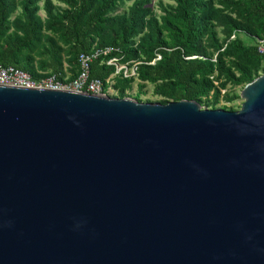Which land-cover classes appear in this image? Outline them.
<instances>
[{"label":"water","instance_id":"obj_1","mask_svg":"<svg viewBox=\"0 0 264 264\" xmlns=\"http://www.w3.org/2000/svg\"><path fill=\"white\" fill-rule=\"evenodd\" d=\"M239 96L0 84V264H264V72Z\"/></svg>","mask_w":264,"mask_h":264},{"label":"trees","instance_id":"obj_2","mask_svg":"<svg viewBox=\"0 0 264 264\" xmlns=\"http://www.w3.org/2000/svg\"><path fill=\"white\" fill-rule=\"evenodd\" d=\"M57 1L0 0L1 65L68 83L78 75L80 53L110 48L90 63L89 78L101 80L103 92L116 69L107 61L116 58L136 67L135 76L111 77L117 97L127 96L136 79L139 92L152 84L161 103L195 100L207 108L239 97L222 93L227 85L244 86L264 72V52L254 44L264 34V0L159 1V13L153 0ZM135 99L141 101L138 94Z\"/></svg>","mask_w":264,"mask_h":264},{"label":"built area","instance_id":"obj_3","mask_svg":"<svg viewBox=\"0 0 264 264\" xmlns=\"http://www.w3.org/2000/svg\"><path fill=\"white\" fill-rule=\"evenodd\" d=\"M254 44L257 48V51L259 53H263L264 34L261 38H257ZM109 51L110 48H105L103 50L97 49L90 53H80L77 56V63L79 68L78 75L68 83L60 82L57 75L55 74L42 77L39 80H35L27 72L22 71L21 69H18L12 65L0 64V84L27 87L66 88L77 91H87L90 93H100L103 92L104 83L97 78H89L90 63L92 59L95 58L98 54H105ZM107 63L115 65L116 69L114 74L122 72L124 76L135 75L136 67L134 65L131 67H127L126 64H119L116 58L109 59ZM113 75L105 80V83L108 84V86L104 93H108L109 89L111 88V77ZM221 92L223 93L224 90H221Z\"/></svg>","mask_w":264,"mask_h":264},{"label":"rangeland","instance_id":"obj_4","mask_svg":"<svg viewBox=\"0 0 264 264\" xmlns=\"http://www.w3.org/2000/svg\"><path fill=\"white\" fill-rule=\"evenodd\" d=\"M53 3L55 4H59V2L57 0H52ZM159 1L163 2V3H171V0H153L152 2V6L153 9L156 13H159L160 9H159ZM42 2H40L41 4ZM131 3V1H127L124 3V5H121L118 9V12L123 11L124 9L127 8V6ZM16 13V12H15ZM14 13V14H15ZM39 15L41 17H44V11L42 10V8L39 9ZM13 14V15H14ZM13 17V16H12ZM242 39L245 41V43L247 44H252L254 41L251 37L245 36V35H241ZM64 66H66V62H64ZM135 76V75H133ZM113 83V81H112ZM138 80H134L131 84L130 88L125 89V93L127 94V97H132L135 98L136 94L139 95V99L141 101H159L161 98L158 95H155L153 93V85L150 83H147L142 90L139 92V88H138ZM243 86H232V85H227L226 89H223L226 94L227 93H236V94H240V91L242 89ZM108 95L110 96H117V90H114L113 88H110L108 93ZM242 102V99L240 98V96L232 101H225V99H221L217 105L218 108H225V109H230V110H237L240 107V104Z\"/></svg>","mask_w":264,"mask_h":264}]
</instances>
